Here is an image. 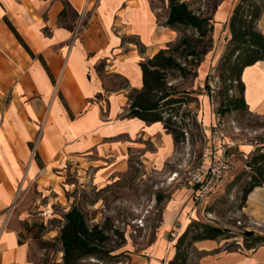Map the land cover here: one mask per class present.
I'll return each mask as SVG.
<instances>
[{
    "label": "crops",
    "instance_id": "1",
    "mask_svg": "<svg viewBox=\"0 0 264 264\" xmlns=\"http://www.w3.org/2000/svg\"><path fill=\"white\" fill-rule=\"evenodd\" d=\"M63 1L78 16L88 13L79 38L72 32L78 16L72 28L59 21ZM235 4L223 0L213 15V48L198 69L194 89L208 83L227 49ZM162 8L169 15L168 0H0V264H34V243L23 239L11 217L24 188L54 187L60 183L55 178L76 173L82 179L88 172L96 185L97 180L105 185L128 173L137 159L148 171L166 169L176 159L178 147L163 123L127 116L130 93L143 87L141 63L179 38L165 19L160 21ZM258 28L264 34V12ZM243 81L248 111L264 118V61L247 67ZM199 99L200 122L211 133L210 100ZM248 147L240 151L249 152ZM187 192L178 191L172 200L177 214L170 216L169 232L178 215L193 211V202L184 203ZM242 215L248 232L264 236V186L248 195ZM178 226L181 233L186 228L182 216ZM228 243H195L202 254L199 264H264V244L245 247L242 240L237 243L243 249L231 251Z\"/></svg>",
    "mask_w": 264,
    "mask_h": 264
},
{
    "label": "rangeland",
    "instance_id": "2",
    "mask_svg": "<svg viewBox=\"0 0 264 264\" xmlns=\"http://www.w3.org/2000/svg\"><path fill=\"white\" fill-rule=\"evenodd\" d=\"M184 1L197 14L213 19L223 0ZM256 1L264 7V0ZM160 17V21L164 22L165 19L167 22L165 8H162ZM176 29L179 38L168 46L186 73L178 69L169 70L167 86L178 96L187 99L179 115L189 113L194 116L187 124L188 136L185 142L177 146L176 159L167 164L166 169L152 171L146 170L137 159L136 163L130 164L128 173L114 177L105 185L99 180L97 182L100 185H96L93 173L88 172L82 179H78L76 173H68L66 179L55 178L60 183L54 187L33 183L29 188H24L11 217L18 221L23 239L34 243L31 254L34 264H63L62 246L58 237L63 215L74 206L85 214L90 225H98L111 237L107 244L111 250L108 255L87 258L79 264H167L176 252L175 244L181 234L178 226L181 216L183 223L186 222L185 227L189 224H202L225 230L223 238L231 237L228 239L230 243L226 245L227 250L243 249L237 242L246 239L249 224H246L242 215V196L244 188L255 175L249 163L254 156L264 151V118L246 110H238L223 115L224 124L218 128L214 108L221 113V105L231 96L239 95L236 83L231 84V91L230 81L220 78L218 98L209 99L215 125L211 133H207L198 113L199 97L207 95L203 92V85L195 89L194 85L198 69L207 60L213 44L210 45L208 39H204L203 44L198 43V51L203 52L206 47L210 51L188 57L187 48L179 47L180 41L187 37L191 45L195 46L200 40L195 37L193 29L182 26ZM224 55L214 63L210 73L216 70L220 77L219 67ZM210 134L211 137H208ZM242 146H250L252 149L248 147L249 152H241ZM222 154L231 157L234 165L230 176L216 193L200 197L199 186L191 185V173L195 174L201 167L207 169ZM183 190H188L184 203L193 202V211L188 213L184 210L181 216L178 215L176 228L169 232L167 223L170 216L177 214L172 210V200L176 194L179 195L178 191ZM189 253L187 264H199L202 254L196 249L195 243L189 248Z\"/></svg>",
    "mask_w": 264,
    "mask_h": 264
},
{
    "label": "trees",
    "instance_id": "3",
    "mask_svg": "<svg viewBox=\"0 0 264 264\" xmlns=\"http://www.w3.org/2000/svg\"><path fill=\"white\" fill-rule=\"evenodd\" d=\"M168 2L169 15L166 24L175 30L179 26L193 29L196 32L195 37L200 40L193 46L190 38L186 37L180 41L179 47L187 48L188 57L207 53L209 47H206L203 52H199L197 45L198 43L203 44L204 39H208L210 45L213 44L211 38L214 31L212 19L191 10L184 0H168ZM63 3L64 9L59 16V21L63 24L69 23L67 26L72 28L71 23L75 21L78 13L67 1H63ZM263 12L264 7L262 8L256 0H239L234 6L229 20L231 38L220 64V77L219 75L218 77L230 81L231 91L233 90L231 84L236 83L239 95L231 96L226 103L221 105L222 115L238 110L248 111L244 96L243 74L247 67L264 61V34L258 28V22ZM5 21L18 40L29 50L7 18ZM172 51L167 46L152 58L141 63L143 87L141 90H133L130 93L127 116L139 118L147 124L163 123L164 128L173 135L175 144L178 146L185 142L188 136L186 119L193 120L194 116L189 113L179 115L182 106L187 104V99L178 96L167 86L169 70L178 69L181 73H186ZM186 95L190 96L188 93ZM36 159H39L38 155H36ZM249 165L255 175L243 190L242 207H244L248 195L255 188L264 186V151L254 156ZM225 234L226 231L221 228L189 224L178 237L175 244V255L167 264H187L189 248L192 244L205 240L231 238H223ZM245 236H247L244 240L245 246L264 244V236L255 235L253 232H246ZM248 237L251 238L250 241ZM58 239L62 246L63 264H79L87 258H98L111 252L107 246L111 240L110 235L98 225H90L85 214L75 206L63 215V225Z\"/></svg>",
    "mask_w": 264,
    "mask_h": 264
},
{
    "label": "built area",
    "instance_id": "4",
    "mask_svg": "<svg viewBox=\"0 0 264 264\" xmlns=\"http://www.w3.org/2000/svg\"><path fill=\"white\" fill-rule=\"evenodd\" d=\"M89 24V16L87 12L81 13L73 27V36L74 38H79L83 32L86 30ZM220 79L216 74V70L209 74L208 83L206 86H203V92L206 93L207 97L210 100H215L219 95L220 88ZM215 107V106H214ZM214 116L218 122V128L224 124V116L214 108ZM191 120L186 119V123L189 124ZM234 165L231 161V157L222 154L221 157L215 159L211 166L206 168H198L195 174L191 173V185H197L200 189V197H203L205 194L216 193L219 188H221L227 181L230 176Z\"/></svg>",
    "mask_w": 264,
    "mask_h": 264
}]
</instances>
